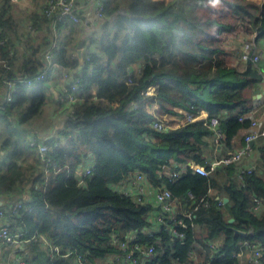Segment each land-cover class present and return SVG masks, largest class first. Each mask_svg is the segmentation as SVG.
I'll return each mask as SVG.
<instances>
[{
	"label": "trees",
	"instance_id": "16d2710c",
	"mask_svg": "<svg viewBox=\"0 0 264 264\" xmlns=\"http://www.w3.org/2000/svg\"><path fill=\"white\" fill-rule=\"evenodd\" d=\"M209 1L102 0L105 18L83 38L90 41L82 67L73 57L76 38L66 37L55 49L56 62L79 82L77 100L61 101L60 124L52 135L47 125L36 122L46 100L45 80L15 91L0 113V208L11 198L23 201L10 225L20 230L22 239L47 234L64 251L82 254L88 264H128L113 241L115 232L138 231L141 242L154 245L145 264H199L189 257L191 250L205 262L235 264L240 260L233 254L244 240L264 246V209H257L258 204L264 207V137L253 144L262 157L249 173L240 175L237 165L230 164L201 174L188 164L209 168V158L234 148V139L251 126V117L242 115L264 99L255 97L264 84L262 70L252 61L236 59L241 34L227 36L231 25L199 17L198 10ZM229 4L249 17L253 29L248 34L255 31L256 44L264 48V2ZM12 9L11 0H0V87L4 77H30L45 64L41 44L32 46L28 56L17 54L10 33L19 25ZM31 15L33 21L48 20L44 12ZM136 65L139 71L130 74ZM152 84L160 88L149 96L146 90ZM155 101L158 107L150 111L148 105ZM183 110L194 115L205 110L208 119L165 130L154 126L159 117H183ZM213 116L220 118L219 144L208 122ZM30 128L38 141L49 144L48 155L61 167L55 180L47 179L30 145ZM245 143L243 137L241 145ZM220 145L225 149L217 154ZM90 155L92 172L79 183L76 175ZM136 171L146 173L151 185L168 187L175 198L184 199L193 190L199 202L206 197L211 204L200 203L193 215L184 217V237L174 236L168 222L148 235L143 230L152 223L154 204L114 187ZM173 171L179 173L174 176ZM218 195L228 200L218 205ZM210 241L217 242V252ZM223 253V258L214 256ZM46 264L70 263L50 258Z\"/></svg>",
	"mask_w": 264,
	"mask_h": 264
},
{
	"label": "built area",
	"instance_id": "2783aa9c",
	"mask_svg": "<svg viewBox=\"0 0 264 264\" xmlns=\"http://www.w3.org/2000/svg\"><path fill=\"white\" fill-rule=\"evenodd\" d=\"M44 14L52 23V26L56 28L60 23L70 20L77 22L80 20V16L77 11V0H47L45 7L43 9ZM97 18L102 21L105 18L104 5L102 0H98L96 6ZM33 26V25H32ZM30 25L29 27L32 28ZM256 32L254 33L255 36ZM3 40H0L2 43ZM59 47L58 44L53 43L50 47L43 51L44 68L43 70L37 72L33 76H18L14 78H3V84L5 88V93L3 98L0 99V113L3 112L10 102L13 100L14 93L21 86L31 87L38 81L45 80L48 74L53 70V68L59 63L55 59V49ZM252 52V53H251ZM73 57L78 58L77 51L74 50ZM263 53L257 47L255 39L248 42L245 46L244 52L240 54V58L245 62L251 59L252 62L256 64L261 70L260 60H262ZM79 59V58H78ZM139 67L135 66L131 70L130 74L138 72ZM63 87L61 101L64 104L71 103L77 100V96L74 90L77 87L79 78L76 77L75 73H71L68 69L63 71ZM259 104L252 110L244 113L243 117H251V126L245 131L244 140L245 144L229 150L226 154L221 156H214V158H209L210 167L208 168L204 164L189 161L188 164L197 172L201 174H209L212 171L218 170L219 168L236 164L238 169H240V175L242 172H251L255 164H249L244 166L243 161L246 156L251 152L253 145L251 142H256L264 137V114L261 110ZM260 111V112H258ZM183 117L179 118L177 116L166 115L165 117H159L154 122V126L158 129H168L178 127L189 121L208 119L202 117L201 114L194 115L188 110H183ZM202 117V118H201ZM210 126L215 130V142L220 143L223 137V132L221 131L220 118L213 116L208 121ZM176 124V125H173ZM30 145L35 149V152L42 160L43 168L47 179L55 180L61 167L57 162H54L48 155L50 146L45 141H38V138L30 135ZM94 166V158L90 155L86 161L82 173L77 174L79 183L84 182V176L92 172ZM178 171H173V175H177ZM119 185V189L123 190L126 194L132 195L137 201H148L154 204L155 209L152 211L150 219L151 225L146 227L143 232L152 235L156 231H159L162 225L168 222L169 229L174 236L184 237V228L188 227V223L184 217H190L193 215L195 209L200 207V203L205 206L211 204L209 198L203 197L201 202L198 201L196 194L193 190H188L187 195L184 199L175 198L172 191L165 185L160 187L153 186L150 190L147 185L148 177L146 173L142 171H136L132 174L130 178L125 180ZM116 185V187H117ZM152 192V197L149 195ZM217 204H223L224 199L221 196H216ZM199 202V203H198ZM261 204L257 205V209L260 210ZM23 207V201L21 199H9L6 204L0 208V240L7 245H16L22 240V233L20 231H14L11 229V220H15L19 216L20 210ZM166 218L167 221H166ZM247 233V232H246ZM32 238H37L40 244L47 250L51 258H75L77 264H88L86 258L75 250L67 249L64 251L60 245L55 244L47 234L39 233L35 234ZM140 235L138 231L127 232L121 235L119 232L114 233L113 241L114 243L123 251V261L128 264H145L147 257H149L154 252V245H147L140 241ZM210 247L214 252L218 251V244L215 241L209 242ZM143 256L142 258L140 257ZM215 257H222L223 254L214 255ZM237 257L240 262L235 264H263L264 257V246L261 243L244 240L241 249L233 254ZM190 258H194L199 264H214L210 261H203L197 256L195 250H191L189 253ZM111 259V257H110ZM10 264H23L21 258H16Z\"/></svg>",
	"mask_w": 264,
	"mask_h": 264
},
{
	"label": "crops",
	"instance_id": "0c3cea01",
	"mask_svg": "<svg viewBox=\"0 0 264 264\" xmlns=\"http://www.w3.org/2000/svg\"><path fill=\"white\" fill-rule=\"evenodd\" d=\"M46 1L47 0H11L13 5L11 13L14 16V19L18 21L19 25L17 32L13 31L10 33V36L13 37L14 41L16 42V46L18 48L17 54H22V56L25 54L26 56H28L32 46L41 44L43 46L40 52V55L42 57L43 51L49 47L48 43L50 41H52V44H59L66 37L77 39L73 50H78L80 41H83V47L85 50L88 47L90 40L87 39L86 41H84L83 38L93 33V31L97 30V28L101 24V21L97 18L96 14V6L98 0H77V11L80 16V20L77 22L66 20L65 22L60 23L56 28L52 26V23L49 19L43 22H39L37 20L33 21L31 19V17H33L31 14L35 11L38 13V16H42L43 5L46 3ZM245 2L262 5L264 0H245ZM206 9L208 10L209 14L212 12H216L217 15L213 17H215L217 20H223L222 22L225 21L224 23L228 25H239L238 28L240 27V23L242 24V20H244L245 22L250 20L246 17V15L242 16V14L240 15L235 10L233 11L231 8H229L228 0L209 1V5L204 8V10ZM231 11H233L232 16ZM204 15L209 16L206 13H204ZM229 17L235 18V20L232 23H229V21L227 20ZM41 19L42 18H40L39 20ZM33 22H37L38 24H34L32 26L31 24ZM30 25L32 26V28L29 27ZM247 25V29L250 32V30L253 29V25L251 23ZM236 30L237 27L234 29V32ZM253 32L255 33V31ZM258 46L259 45L257 44V47ZM258 48H261L262 50L260 49V51H262L263 53L262 72L264 73V48L260 46ZM64 70L67 69L58 64L53 68V70L45 79L46 100L43 107V113L41 114V116H43V119L40 117L41 120L37 124L42 123L44 125H47L48 131L46 132L51 135L55 133L60 124L59 115L63 109L61 108V106H63L61 103V95L64 81ZM263 89L264 84L262 90ZM4 93L5 88L2 86L0 87V99L3 98ZM259 104H263L261 106V110L264 114V99ZM201 115L202 117H206L208 115V112L204 110L201 112ZM245 131L246 130H242L240 134L234 139V148L241 146ZM32 133V128H30V135ZM217 149L218 154L222 153L225 148L220 145L219 147H217ZM261 157L262 152H260L259 148L255 145L253 146L251 152L246 156L245 160L243 161V165L246 166L249 164H257ZM33 158H35V156L32 157V160ZM152 187L153 186L151 184L147 185V188H149L150 190L152 189ZM149 193V195L152 197V192ZM213 193L215 194V191H213ZM263 209L264 207L263 205H261L259 211H262ZM18 257L22 259L23 264H46L51 258L47 250L40 244L37 238L22 239L21 242L16 245H7L0 240V264H10ZM65 259H67L70 264H77L76 259L72 258L71 256Z\"/></svg>",
	"mask_w": 264,
	"mask_h": 264
},
{
	"label": "rangeland",
	"instance_id": "374dc122",
	"mask_svg": "<svg viewBox=\"0 0 264 264\" xmlns=\"http://www.w3.org/2000/svg\"><path fill=\"white\" fill-rule=\"evenodd\" d=\"M229 1L230 0H228V5H229V8H231L233 11L235 10L234 8H232L231 6H230V4H229ZM240 1H242V3L245 5V6H247V5H249V4H251V3H248V2H245V0H240ZM211 4V3H210ZM260 5V4H259ZM233 11H231V16L233 15ZM236 11V10H235ZM198 13H199V17L200 18H208V17H213V16H215V15H217V13L216 12H212V13H208V10L206 9V10H204V9H199L198 10ZM204 13H206V14H208L209 16H207V15H204ZM240 15H241V13H239ZM242 16H244V15H242ZM248 19H249V17L248 16H246ZM228 21H229V23H232L234 20H235V18H228L227 19ZM241 20V19H240ZM223 21V20H222ZM228 21H226V22H228ZM225 22V21H224ZM248 23L247 22H245L244 20H242V24L240 23V29L238 28V26H234V25H231V27H232V30H231V32L227 35V36H237V35H239V34H241L240 36H241V39H243V42H242V46L240 47V52L241 53H239V54H237L236 55V59H237V61L238 62H241V63H245V61L243 60V59H241L240 58V54H242V51L244 52V50H245V46H246V44L248 43V42H251V40L252 39H255V36H254V32L252 33V35L250 36V34H248V29H247V25ZM243 25V26H242ZM250 26V25H249ZM237 27V30L234 32V29ZM226 36V35H225ZM259 47V46H258ZM261 49V48H260ZM259 49V50H260ZM262 50V49H261ZM137 66V65H136ZM152 85H154V84H152ZM160 88V87H159ZM159 88L156 90V91H153L152 89L150 90V86L147 88V90H146V94L147 95H149V96H151V95H156L157 93H158V90H159ZM67 104H69V103H67ZM158 107V102L157 101H155V102H152L151 104H149L148 105V109L150 110V111H154L156 108ZM61 108H62V106H61ZM258 112H260V111H258ZM202 116V115H201ZM41 118L43 119V116H41ZM41 118H38V120H37V123L41 120ZM202 118V117H201ZM39 124H41V123H39ZM173 125H176V124H173ZM52 127V126H51ZM114 187L115 188H118L119 189V185H117V187H116V185H114ZM22 260V259H21ZM23 262V261H22Z\"/></svg>",
	"mask_w": 264,
	"mask_h": 264
},
{
	"label": "water",
	"instance_id": "95a60500",
	"mask_svg": "<svg viewBox=\"0 0 264 264\" xmlns=\"http://www.w3.org/2000/svg\"><path fill=\"white\" fill-rule=\"evenodd\" d=\"M77 55H78L79 62H80L79 68H81L82 65H83V63H84V47H83V41H80L79 42V48L77 50ZM248 62H251V59H249ZM263 96H264V89L261 92L257 93L255 97L256 98H262ZM251 143L253 144V142H251ZM227 200H228V197H224V201H227ZM231 220H233V218H231ZM237 231L238 232H241L239 230H237Z\"/></svg>",
	"mask_w": 264,
	"mask_h": 264
},
{
	"label": "bare ground",
	"instance_id": "6f19581e",
	"mask_svg": "<svg viewBox=\"0 0 264 264\" xmlns=\"http://www.w3.org/2000/svg\"><path fill=\"white\" fill-rule=\"evenodd\" d=\"M156 91L158 89V85L154 84L150 86V90Z\"/></svg>",
	"mask_w": 264,
	"mask_h": 264
}]
</instances>
